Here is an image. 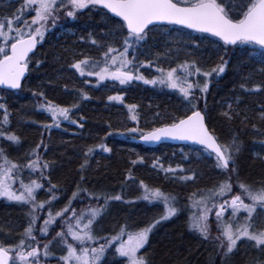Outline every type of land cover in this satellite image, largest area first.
Listing matches in <instances>:
<instances>
[{
	"label": "snow or ice",
	"instance_id": "snow-or-ice-1",
	"mask_svg": "<svg viewBox=\"0 0 264 264\" xmlns=\"http://www.w3.org/2000/svg\"><path fill=\"white\" fill-rule=\"evenodd\" d=\"M12 2H18L19 8L9 16L0 17V88H22L37 45L44 41L46 33L58 26L62 17L76 20L83 15L97 14L108 26L104 33L106 39L97 40L90 33L87 41L81 38V43L95 46L101 58L80 53L83 58L74 60L70 68L85 78L84 84L90 83L87 77L95 76L94 87L97 88L105 81L114 82L111 85L113 88L140 81L145 85H159L177 92L186 102L183 114L172 117L170 123L142 135V139L146 142H191L199 146L194 151L211 160L213 169L224 179L207 191L192 193L183 207L178 197L166 195L159 189L149 190L141 182L140 187L145 190L142 198L163 204L160 217L143 228L125 220L119 230L110 235H99L97 228L107 214L111 201H122L123 197L91 192L81 187L94 147L87 148L83 153L81 184L76 185L67 204L54 212L52 201L58 200L54 192L57 186L49 179L51 164L42 161L39 155L41 147L46 150L43 141L26 154L24 164L10 161L4 148L0 147V160L3 161L0 165V198L27 208L26 226L20 234V240L14 245H5L0 241V264H50L48 258L52 254L51 245L54 241L64 249V254L57 258V264H152L146 247L150 234L158 224L179 218L185 211H188L189 231L213 244L218 250L219 264H233L235 254L241 247L245 250L255 249L259 254L252 264H264L261 258L264 257V226H259L264 225V182L254 186L240 178L237 161L243 150L242 142L235 135L227 142H222L214 129H210L206 99L210 78L213 74L219 77L226 72L230 61L225 57L234 48L251 46L245 52L253 57L259 49V62L264 65V0H9V3ZM156 32L164 33L169 38L168 50L163 54V59L160 53L154 58L145 56V59H140ZM185 42H188L193 52L202 44L211 46L217 50L220 62L210 71H205L195 59L181 61L179 53L185 51ZM173 43L176 45L175 51L171 47ZM160 63H168L169 67H161ZM151 67H155L159 75L149 79L141 73V69ZM241 88L248 93L262 92L260 85L247 88L242 83ZM77 91L80 100L91 99L83 89ZM39 96L44 98V93L40 92ZM108 100L124 103L123 96L119 94L109 95ZM200 100L204 101L203 108L199 107ZM40 107L51 117L52 123L44 125L46 131L53 127L60 128L62 121L80 128L84 126L70 116L73 109L80 107L79 103L60 107L46 101ZM126 107L131 111L136 106ZM0 110V137L18 146L20 137L8 127L10 113L3 96H0ZM220 114L225 120L232 121L239 112L229 103ZM258 120L264 122V103L258 105ZM252 128L264 135V130L256 124ZM137 130L133 127L128 131L135 133ZM259 142L264 144V139ZM96 147L106 153L112 151L104 143ZM160 168L166 173L184 172L179 166L165 169L161 164ZM25 169L29 177L38 173V178H30L25 183ZM177 178L187 183L195 182L198 177L192 172L178 175ZM44 181L49 185L47 190L51 193V199L38 201V192L45 189ZM17 183L19 187H15ZM234 189H239V192H234ZM82 197L89 199V207L77 213L73 201ZM246 200L250 203H246ZM41 210L48 212L43 226L38 229L42 237L48 235L54 224L61 229L53 239L43 244L42 249L34 234ZM213 211L214 221L210 219ZM213 224L218 233L215 236L212 235Z\"/></svg>",
	"mask_w": 264,
	"mask_h": 264
},
{
	"label": "trees",
	"instance_id": "trees-1",
	"mask_svg": "<svg viewBox=\"0 0 264 264\" xmlns=\"http://www.w3.org/2000/svg\"><path fill=\"white\" fill-rule=\"evenodd\" d=\"M4 16L0 11V17ZM78 19V22L67 24L71 32L75 34L74 37L58 40L55 30L54 33L47 34L46 42L35 53L29 76L19 92L0 89V96H3V101L10 113L8 127L20 137L21 141L17 146L0 137V147L4 148L10 161L24 164L27 159L26 154L43 141L46 150L45 147H41L39 155L42 161L51 164L49 179L57 186L54 192L58 200L52 201L53 212L63 208L71 197V193L76 190V185L81 184L80 165L83 162V153L87 148L94 147L85 172V182L81 184V187H86L91 192L123 197L122 201H111L107 214L97 228V233L110 235L119 230L125 220L143 228L160 217L163 204L144 200L142 197L145 190L140 187L141 182L149 190L159 189L166 195L178 197L183 207L192 193L199 190L207 191L221 182L224 177L218 175L217 170L213 169L211 160L203 157L198 160L193 157L187 160L176 157L179 163L171 167L176 169L179 166L184 170L183 173H166L161 168H156L162 164L167 169L170 166L167 164L169 156L180 153L182 157V153L185 152L183 149L197 147L161 145L155 149H147L136 144L134 140L157 127L170 123L172 117L182 115L185 103L180 99L178 101L172 95L164 102L157 98L156 93L148 91L150 87L143 84H138L136 91L120 88L107 93L90 83L85 87L84 79L76 77L68 63L71 64L74 57L78 58V55L83 53L77 48L80 45L81 36L87 41L91 33L93 38L103 41L106 39L104 33L108 30V26L97 14L83 15ZM185 43L189 45L188 42ZM168 44L169 38L166 34L153 33L145 49L147 54L140 58L156 57L157 53H160L163 58V54L168 50ZM171 47L175 51L174 43ZM250 47L234 48L225 57L230 61L226 72L219 77L213 74L206 97L207 111L209 109L207 122L222 142H227L234 135L239 137L243 146L237 161L240 178L251 185L258 186L260 182H264V144L259 142L264 139V135L256 132L252 125L256 124L264 130V122H260L257 117L258 105L264 103V71L262 73L264 65L259 62V55L253 57L245 52V49ZM87 48L90 51V47ZM256 51L259 53V49ZM194 59L205 71H210L220 62L217 50L206 44H202L195 51ZM35 60H40L41 66H34ZM152 69L153 67L144 69L146 78L151 79ZM153 70L155 71V68ZM242 83L247 88L260 85L262 92H245L241 88ZM161 88L162 91L157 92L162 95L165 92L174 91L166 87V89ZM78 89L86 91L91 99L80 100ZM34 92L37 95L34 96ZM40 92L44 93V98L39 96ZM117 94L123 96V104L108 100L109 95ZM166 95L168 94L163 96ZM240 96L246 105L239 110L235 102ZM46 101L60 107H70L74 103H79L80 107L73 109L70 116L84 126L80 128L68 121H62L60 128L53 127L46 131L44 125L52 123L50 115L40 107ZM203 103L204 101L200 100L199 107L203 108ZM229 103L241 114L239 118L235 116L232 121L225 120L220 114L226 110ZM126 105L136 107L129 111ZM133 116L136 117L135 120L132 119ZM81 117H83L82 120ZM0 119H2V110H0ZM133 127L138 129L137 132L128 131ZM100 143L106 144L112 151L103 152L96 147ZM162 152H168V157H162L160 155ZM194 152L185 153L192 155ZM177 159L174 162H177ZM133 161L136 163L134 164ZM154 164L155 167H153ZM149 170L153 172V177L149 174ZM192 172H195L198 177L195 182L184 183L177 178V175ZM38 175V173L32 174L31 177L37 179ZM129 176L132 178L129 179ZM28 177L29 174L25 169L23 179L31 178ZM43 183H45V189L38 192V201L51 199V193L47 190L49 185L46 181ZM79 202H85L89 207L90 202L87 197L73 201V205L78 206ZM26 211V207L0 199V241L5 245H14L20 240V234L26 226ZM187 220L188 211H185L179 218H173L156 226L150 234L149 245L146 246L148 258L152 264H219L218 250L212 243L201 240L198 235L189 231ZM56 250L58 245L56 248L51 247L52 254L49 259L51 264L57 261ZM258 255L252 248L245 250L241 247V250L235 254L233 264H252L253 259ZM261 258L264 259V257Z\"/></svg>",
	"mask_w": 264,
	"mask_h": 264
},
{
	"label": "rangeland",
	"instance_id": "rangeland-1",
	"mask_svg": "<svg viewBox=\"0 0 264 264\" xmlns=\"http://www.w3.org/2000/svg\"><path fill=\"white\" fill-rule=\"evenodd\" d=\"M19 3L18 2H12V3H9V1L8 0H0V11L1 10H4V11H6V10H8V12H9V15H11L14 11H16L18 8H19ZM68 19H66V18H61L60 19V21L58 22V26L57 27H62V26H64V22L65 21H67ZM52 30V29H51ZM75 36V34H73V32H71V29H66V30H64V31H62V33L59 35V37L58 38H56V39H58V40H63V39H65V38H67V39H69L70 37H74ZM81 38H82V36H81ZM81 38H80V40H79V43H80V45L79 46H77V48L80 50V51H82V52H84L85 50L86 51H88V48L87 47H90L89 48V50L90 51H88V52H86V53H84V54H86V55H89V56H94L93 58H96V59H100L101 58V56H99V51L97 50V48L95 47V46H92V45H89L88 43H81ZM45 42H46V37H45V39H44V41L42 42V45H44L45 44ZM184 48H185V51H181L180 53H179V58H180V60L181 61H183V60H185V59H188V60H191V59H194V54H195V52H193V50H192V48L189 46V45H187V43H185L184 45ZM43 47V46H42ZM94 51V52H93ZM145 54H147V51L146 50H144V55ZM257 55H259V53H257ZM81 55H78V57H80ZM81 58H83V57H80L79 59H81ZM154 58V57H153ZM38 59V58H37ZM74 60H78V58L76 57H74L73 58ZM140 59H143V58H140ZM161 59H163V58H161ZM157 63H159V61H157ZM69 65H70V63H69ZM160 66L161 67H164V68H167V67H169V64L168 63H160ZM172 66H173V64H172ZM70 67V66H69ZM174 67V66H173ZM155 67H153V69H154ZM144 69L145 68H142L141 69V73H143L144 75H145V73H144ZM151 70V72H152V74H151V78H153L154 76H156V75H159V73H156L154 70ZM73 72H74V75L76 76V77H79V78H81V79H85L84 77H80L79 76V74L78 73H76L75 72V70L73 69ZM155 72V73H154ZM258 73H260L261 74V72H258ZM262 73H263V71H262ZM262 75V74H261ZM89 82H90V85H92V86H94L95 84H96V77L95 76H91V77H87L86 78ZM150 79V78H149ZM201 79H203V78H201ZM213 79V77H211L210 78V80H212ZM108 83H110L109 85H108ZM114 82H111V81H105L104 82V84L103 85H101L100 86V88H101V90H103L102 92H113V91H115L116 89H120V88H124L126 91H133V90H137V85L138 84H143L142 82H140V81H134L131 85H126V86H119V85H117L115 88H113V87H111V85L113 84ZM85 85V87H87L86 86V84H84ZM87 85H89V84H87ZM105 85H108L109 87H105ZM143 85H145V84H143ZM146 86H148V87H150V90L148 89V91H151V92H153V93H156L157 94V98L158 99H160V100H164V102H165V99L167 98V97H169V96H175V98H177L178 99V101H183L182 100V97H180V95L177 93V92H175V91H168V92H165L164 94H168V95H166V96H163L162 94H159L157 91H162V88H161V86H159V85H156L155 87L154 86H152V85H146ZM160 88V89H159ZM164 89H166L165 87H163ZM115 89V90H114ZM180 99V100H179ZM237 100L239 101V103L237 104ZM167 101H169V100H167ZM184 103H186L185 101H183ZM178 104H180V102L178 103ZM235 104H236V106L238 107V109L240 110V108H243L245 105H246V103H243L242 102V98H241V96L240 97H238L237 99H236V102H235ZM185 105V104H184ZM203 105H204V103H203ZM199 106H200V104H199ZM149 108V107H148ZM234 110L236 109V108H233ZM239 110H238V112H239ZM224 111V110H223ZM236 111V110H235ZM208 113H209V109H208ZM257 115H258V113H257ZM241 116V114L239 113V115L238 116H236L237 118H239ZM258 117V116H257ZM185 152H194V149L193 148H189V149H183ZM185 152H183L182 153V157H181V154L180 153H177L176 155L174 154L173 156H169V159H168V162H167V164H169L170 166H173V165H175V164H178L179 163V161H178V159L176 158V157H180L181 159H183V160H187L189 157H193L194 159H201L202 158V156H200L197 152H194L192 155H189V154H187V153H185ZM168 152H162L160 155H162V157H168ZM170 155V154H169ZM185 156H187V159H185ZM177 159V162H174L175 160ZM3 164V161H1V163H0V165H2ZM156 168H160V167H156ZM149 174L153 177V172L151 171V170H149ZM178 176V175H177ZM29 178V177H28ZM32 179H33V177H31ZM24 182L25 183H28L29 182V180H24ZM181 183V182H180ZM15 187H19V183H17L16 185H15ZM234 192H236V193H238L239 192V189H234ZM0 199H3V198H0ZM246 203H250L249 201H245ZM75 205V204H74ZM73 205V206H74ZM75 208H76V211H77V213H79L82 209H86V208H88L87 206H86V203L85 202H79L78 203V206H74ZM45 208H46V206H45ZM47 209V208H46ZM215 211V210H214ZM214 211H213V214H211L210 215V219L212 220V221H214L215 220V216H214ZM258 212L260 211V209H258L257 210ZM39 220H38V222H37V224H36V228H37V231L36 232H34V234L36 235V237H37V240L39 241V243H40V246H41V249H42V246H43V244L44 243H47L49 240H51V239H53V237L55 236V233L56 232H58V230L60 231L61 229L59 228V227H57V225H52L51 226V228H50V230H49V233H48V235L47 236H41L40 235V233H39V231H38V229L40 228V227H42L43 226V223H44V219H46L47 218V216H48V212H47V210H41V211H39ZM66 215H71V213H67ZM58 222H59V220H58ZM259 226H264V225H259ZM215 234H218L217 233V231H216V229H215V224H213V232H212V235H215ZM69 240H70V238H69ZM56 245H58V250H56V252L58 253V257L61 255V254H64V249L58 244V243H56L55 241L52 243V245H51V247H55L56 248ZM249 249H251V248H249ZM253 251H255L254 249H253ZM248 256V255H247ZM51 258V255H50V257L48 258V259H50ZM51 264V263H50ZM55 264H57V261H56V263Z\"/></svg>",
	"mask_w": 264,
	"mask_h": 264
},
{
	"label": "water",
	"instance_id": "water-1",
	"mask_svg": "<svg viewBox=\"0 0 264 264\" xmlns=\"http://www.w3.org/2000/svg\"><path fill=\"white\" fill-rule=\"evenodd\" d=\"M118 19V18H117ZM27 75L28 73H26V78H27ZM26 78L22 81V84L23 82L26 80ZM2 90H8V91H11V92H15V91H18V90H10V89H3V88H0ZM20 90V89H19ZM136 143L140 144V145H144L148 148H155L159 145H164V144H173V145H192V146H196V147H199L197 145H193L191 144V142H184V141H173V140H161V141H156V142H146L142 139V137L138 138L136 140Z\"/></svg>",
	"mask_w": 264,
	"mask_h": 264
},
{
	"label": "bare ground",
	"instance_id": "bare-ground-1",
	"mask_svg": "<svg viewBox=\"0 0 264 264\" xmlns=\"http://www.w3.org/2000/svg\"><path fill=\"white\" fill-rule=\"evenodd\" d=\"M2 11V13L5 15V16H9V12H8V10H6V11H4V10H1ZM79 21V19H76V20H71V19H68L67 21H65L66 23H69V22H78ZM40 60H35V62H34V66H37V67H39V66H41V61L39 62ZM69 64V63H68Z\"/></svg>",
	"mask_w": 264,
	"mask_h": 264
},
{
	"label": "flooded vegetation",
	"instance_id": "flooded-vegetation-1",
	"mask_svg": "<svg viewBox=\"0 0 264 264\" xmlns=\"http://www.w3.org/2000/svg\"><path fill=\"white\" fill-rule=\"evenodd\" d=\"M42 46H43L42 44H41V45H39V48H40V47H42ZM85 51H86V50H85ZM85 51H84V52H85ZM84 52H83V53H84Z\"/></svg>",
	"mask_w": 264,
	"mask_h": 264
}]
</instances>
